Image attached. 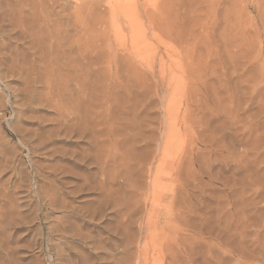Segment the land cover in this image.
Instances as JSON below:
<instances>
[{"label":"rangeland","instance_id":"374dc122","mask_svg":"<svg viewBox=\"0 0 264 264\" xmlns=\"http://www.w3.org/2000/svg\"><path fill=\"white\" fill-rule=\"evenodd\" d=\"M80 3L0 33V264H264V0Z\"/></svg>","mask_w":264,"mask_h":264},{"label":"bare ground","instance_id":"6f19581e","mask_svg":"<svg viewBox=\"0 0 264 264\" xmlns=\"http://www.w3.org/2000/svg\"><path fill=\"white\" fill-rule=\"evenodd\" d=\"M81 1H82V3H80L76 6L77 11L73 12L75 14L74 17H79L78 16L79 13L83 12L85 9L90 10V8H91V10H93L94 7L96 9L98 6L102 7L103 3H104V0H93L94 2H91V3H90L91 0L90 1L81 0ZM113 1L116 3L117 8L119 10H121L124 17L128 18L129 15H131L130 14V11H131L130 8L127 9L126 7H121L119 5V1H121V0H113ZM63 2H64V0H0V33L4 34L7 31H10L8 34H10L11 32L12 33L18 32L19 34H22L23 36H26L27 38L29 37L32 41V43H31L32 47H33L32 50L34 52L38 53L39 57L42 60H44L46 64H49L50 61L53 60L50 53L54 50V48H53V46L51 47L52 43H51L50 47L45 46L43 43L46 42L45 40H47L49 38L55 39L58 36H60V34H62V32H63L62 31L63 29H64V33L65 32L67 33L69 30L68 27L71 26L70 24H67V27L63 28L62 23H64V21L63 22L61 21L62 23H60L61 19L59 20L56 16V10H57V8L60 7V5ZM108 4L110 6L111 2H109ZM146 6L147 5L142 6L143 7V15L142 16H144L148 20L149 18H151V13H150V10ZM137 9H136V11H137ZM94 11H95V9L93 10V12ZM97 11H98V9H97ZM60 13H61V11H60ZM98 13H99V11H98ZM101 14H102V12H100V14H98V15H100L99 16L100 18L103 17V16H101ZM64 15H62V16H64ZM65 17H67V16H65ZM62 18H64V17H62ZM128 19H126V20H128ZM62 20H65V19H62ZM74 25H76V24H74ZM100 26H102V25H100ZM26 37H24V38L26 39ZM50 40H53V39H50ZM55 42H57V40ZM46 60H48V61H46ZM44 69L48 72L49 66L47 65L46 67H44ZM37 79H36L37 82L39 80H41L39 77ZM39 83H42V82H39ZM50 88L51 87H49V90H50ZM178 175H180V174H178Z\"/></svg>","mask_w":264,"mask_h":264}]
</instances>
